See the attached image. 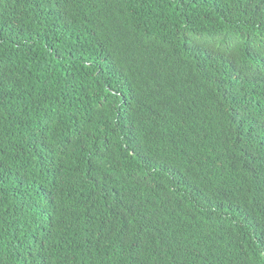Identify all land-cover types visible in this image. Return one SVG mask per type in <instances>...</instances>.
I'll return each instance as SVG.
<instances>
[{
	"label": "trees",
	"instance_id": "obj_1",
	"mask_svg": "<svg viewBox=\"0 0 264 264\" xmlns=\"http://www.w3.org/2000/svg\"><path fill=\"white\" fill-rule=\"evenodd\" d=\"M0 264H264V0H0Z\"/></svg>",
	"mask_w": 264,
	"mask_h": 264
}]
</instances>
